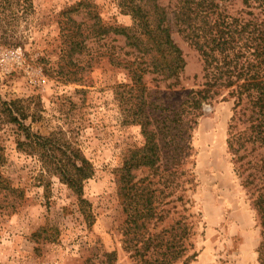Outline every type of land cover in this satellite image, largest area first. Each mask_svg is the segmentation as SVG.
I'll return each instance as SVG.
<instances>
[{"label": "rangeland", "instance_id": "1", "mask_svg": "<svg viewBox=\"0 0 264 264\" xmlns=\"http://www.w3.org/2000/svg\"><path fill=\"white\" fill-rule=\"evenodd\" d=\"M224 3L232 16L260 11L244 0ZM28 6L7 26L16 30L18 45L0 41V95L32 133L60 143L58 157L75 149L89 160L93 175L84 181V197L90 204L84 211L37 154L18 150L24 135L0 108V264H143L135 247H126L117 170L131 150L146 144L144 113L160 161L158 169L141 166L133 173L158 196L162 218L152 232L179 221L175 233L188 250L175 264H258L264 227L254 200L262 183L244 181L264 172V144L250 136L247 109L260 91L226 86L222 74L217 95L191 120L185 102L204 82L203 63L176 29L186 65L171 85L174 79L144 71L150 58L111 29L133 25L120 0H28ZM132 62L144 71L139 80L126 67ZM193 252L196 257L183 263Z\"/></svg>", "mask_w": 264, "mask_h": 264}, {"label": "trees", "instance_id": "2", "mask_svg": "<svg viewBox=\"0 0 264 264\" xmlns=\"http://www.w3.org/2000/svg\"><path fill=\"white\" fill-rule=\"evenodd\" d=\"M244 1L247 7L260 9L258 16L252 11L247 12L253 15L252 18L232 16L226 11L224 0H169L168 4H164L162 0H120V7L132 16L133 25L111 29L124 36L126 44L135 48L141 58H150L152 68H145L144 71L156 73L161 80L174 79L171 85L178 83L186 65L183 51L173 37V29L194 46L202 58L204 82L198 89L191 90L185 102L188 113L193 116L191 120H195V113L206 101L217 95L222 74L226 86L236 84V90L260 91L254 100L252 94L249 95L253 109H247L251 111L250 136L264 144V74L261 73L264 70V18L260 17V14L264 16V0ZM28 7V0H0L2 44L9 47L18 45L16 30L7 26L20 18ZM135 63L126 64V67L139 80L144 71L139 70L140 66L133 67ZM0 108L8 121L17 124L24 135V139L17 141L18 150L37 154L47 173L58 175L72 188L85 211L90 203L84 197V181L93 175L89 160L75 149L70 150V155L58 157L55 150L61 148L58 147L60 143L32 133L14 115L12 108L2 100L1 95ZM148 120L145 113L140 118L146 136L145 146L131 150L123 166L117 170L119 195L127 213L125 236H128L129 243L126 247H135L136 256L141 257L143 264H175L188 250L185 241H181L182 238L175 233L176 228H179V221L170 229H163L159 233L152 232L151 224L155 225L156 220L162 218L157 211L158 196L151 188L139 186L133 173L134 169L141 166L158 169L159 145L155 141L154 132L148 130ZM229 147L230 150L233 147L231 139ZM3 157L0 152V163ZM41 176V184L48 190L49 182H45L43 172ZM258 179L262 184L256 188L258 195L254 204L264 227V172L259 176L248 174L244 183L249 187L255 186ZM3 183L5 180L0 176V187H3ZM5 187L16 190L15 187ZM86 213L88 218L94 219V214ZM92 223L93 221L90 222ZM170 230L172 234L163 235ZM40 233L37 235L41 236ZM44 239L53 238L46 235ZM194 257L196 252L187 255L183 263L190 262ZM258 264H264V240L259 247Z\"/></svg>", "mask_w": 264, "mask_h": 264}]
</instances>
